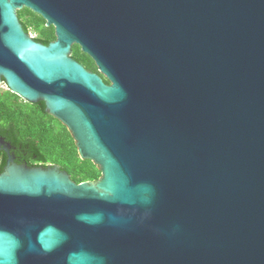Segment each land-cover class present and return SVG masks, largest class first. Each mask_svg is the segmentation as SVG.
I'll return each instance as SVG.
<instances>
[{
  "label": "water",
  "instance_id": "obj_1",
  "mask_svg": "<svg viewBox=\"0 0 264 264\" xmlns=\"http://www.w3.org/2000/svg\"><path fill=\"white\" fill-rule=\"evenodd\" d=\"M4 82L102 174L10 158L0 264H264V0H0Z\"/></svg>",
  "mask_w": 264,
  "mask_h": 264
},
{
  "label": "trees",
  "instance_id": "obj_2",
  "mask_svg": "<svg viewBox=\"0 0 264 264\" xmlns=\"http://www.w3.org/2000/svg\"><path fill=\"white\" fill-rule=\"evenodd\" d=\"M18 15L25 30L34 34L37 41L49 44L56 40L55 26L47 25V20L38 12L24 7L18 10ZM72 56L88 69L99 72L95 60L79 44H74ZM0 136L12 144L18 163L59 164L78 183L97 181L101 177L99 166L90 159L81 158L71 132L48 112L44 101L31 102L9 88L0 89ZM5 165L6 155L0 151V173Z\"/></svg>",
  "mask_w": 264,
  "mask_h": 264
},
{
  "label": "flooded vegetation",
  "instance_id": "obj_3",
  "mask_svg": "<svg viewBox=\"0 0 264 264\" xmlns=\"http://www.w3.org/2000/svg\"><path fill=\"white\" fill-rule=\"evenodd\" d=\"M6 140V139H5ZM7 141V144H8V140H6ZM13 146L11 145V147L9 148V151H6V150H4V149H2V150H0V151H3V153H4V155H6V165H7V163H8V160L10 159V158H13L14 159V161L15 162H17V156H16V154L13 152ZM18 163V162H17ZM20 164H22V163H20ZM6 165H5V167H6Z\"/></svg>",
  "mask_w": 264,
  "mask_h": 264
},
{
  "label": "rangeland",
  "instance_id": "obj_4",
  "mask_svg": "<svg viewBox=\"0 0 264 264\" xmlns=\"http://www.w3.org/2000/svg\"><path fill=\"white\" fill-rule=\"evenodd\" d=\"M33 36H35L34 34H33ZM8 87L5 85V84H1L0 85V89H7Z\"/></svg>",
  "mask_w": 264,
  "mask_h": 264
},
{
  "label": "built area",
  "instance_id": "obj_5",
  "mask_svg": "<svg viewBox=\"0 0 264 264\" xmlns=\"http://www.w3.org/2000/svg\"><path fill=\"white\" fill-rule=\"evenodd\" d=\"M33 36V34H31ZM35 37V36H34ZM7 86V85H6Z\"/></svg>",
  "mask_w": 264,
  "mask_h": 264
}]
</instances>
